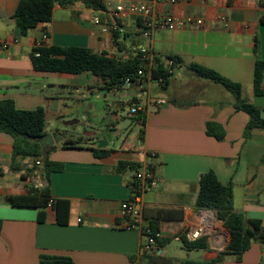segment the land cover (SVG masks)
I'll return each instance as SVG.
<instances>
[{"label": "crops", "instance_id": "crops-1", "mask_svg": "<svg viewBox=\"0 0 264 264\" xmlns=\"http://www.w3.org/2000/svg\"><path fill=\"white\" fill-rule=\"evenodd\" d=\"M19 1L0 0V40L8 42L5 50L0 49V100H11L19 110L42 107L44 132L63 139L53 144L48 155L42 154L49 166L41 160L35 168L53 199L52 206L42 209L39 221L40 209L8 202L9 197L33 190L31 171L21 175L25 157L13 158L11 137L0 133V264H38L41 256L67 257L72 264H147L149 256L171 264L185 259L210 261L229 241L223 227L204 251H186L179 239L189 214L196 210L199 177L208 171L220 183H231L233 210L259 221L264 230V131L253 130L245 138L247 113L235 110L233 96L188 68L197 64L238 83L242 99L264 118V79L262 94L253 92L255 61H264V23H260L264 0L153 3L158 14L201 24L157 30L148 39L141 37L138 19L117 20V31L108 33H102L93 20L112 22L116 4L150 5L149 0H90L100 8L86 6L84 0L56 3L50 20L25 35L12 19ZM44 31L49 35L48 47L84 48L121 60L135 48L145 47L154 58H176L177 67L165 88L145 82L142 89L131 85L111 91L89 72H37L32 67V44ZM118 101L115 110L110 104ZM133 104L140 110L129 117L127 109ZM207 123L219 125L223 138L208 135ZM65 140L74 145L62 148ZM99 140L106 142L100 149L107 152L104 157L91 151L98 149ZM119 162L127 166L118 168ZM131 164L139 168L130 169ZM139 169H149L158 180L155 189L142 194L144 221L154 222L160 233L147 254L140 252L137 231L118 226L119 205L130 198V184ZM173 242L180 244L177 250L169 248ZM219 264H264V243L252 242L239 260L226 255Z\"/></svg>", "mask_w": 264, "mask_h": 264}, {"label": "trees", "instance_id": "trees-1", "mask_svg": "<svg viewBox=\"0 0 264 264\" xmlns=\"http://www.w3.org/2000/svg\"><path fill=\"white\" fill-rule=\"evenodd\" d=\"M69 0H20L13 15L15 28L21 35L40 23H46L51 18L52 8L56 3H66ZM86 6L100 8L96 1L84 0ZM264 23V17L260 18ZM256 48V40H255ZM33 51V50H32ZM31 61L33 70L47 73H71L78 74L89 72L102 81L104 90H118L124 86L125 79L134 81L138 70L145 68V61L140 56H129L126 60L109 57L106 54H95L84 48H60L48 47L34 51L39 53ZM172 58L176 64L177 59ZM189 70L197 77L209 80L221 85L234 98V108L243 111L249 116L243 131V136L248 138L253 130L264 131V118L260 116V110L253 104L241 97V86L221 76L214 70L202 67L197 64H190ZM168 75L164 69V61L155 57L151 68V79L163 78L160 87L165 88L168 84ZM264 79V61L256 59L253 73V92L261 95V84ZM45 127V113L42 107L34 110L16 109L9 99L0 100V133H4L12 139V157L22 156L43 160L45 166H49L46 157L42 155L39 139L43 136ZM206 133L217 140L223 138L222 128L215 123L206 124ZM74 143L64 141L62 148L73 146ZM95 157L107 155L105 150L91 149ZM130 169H138L133 165ZM125 168L127 164L119 162L118 168ZM49 199L46 188L42 191L32 190L25 196L9 197L8 202L15 207H34L40 209L38 220L43 218L42 209L47 205ZM58 208V203L56 209ZM196 209H211L217 214L222 227L229 234V241L216 258L210 261H193L185 259L180 264H219L226 255H234L237 260L242 253L249 249L252 242L264 243V230L260 222L250 220L243 214L235 212L232 208L231 183H220L212 171L200 175L198 180V192L195 199ZM60 222L59 219H57ZM151 227L157 230V226L151 221ZM1 229V222H0ZM183 249L186 251H204L208 249V240L201 238L194 242L187 241L183 236L179 237ZM147 264H171L170 260L162 259L159 256H149ZM38 264H72L71 259L58 256H41Z\"/></svg>", "mask_w": 264, "mask_h": 264}, {"label": "built area", "instance_id": "built-area-1", "mask_svg": "<svg viewBox=\"0 0 264 264\" xmlns=\"http://www.w3.org/2000/svg\"><path fill=\"white\" fill-rule=\"evenodd\" d=\"M150 5L147 3H118L113 7L110 14L112 22L100 21L95 18L93 23L99 26L102 33L117 31V20H126L128 18L138 19L141 23V37L148 39L153 32L157 30H174L185 24H201L200 20H192L190 18L180 19L173 16H167L158 14L153 10V3L167 2L169 4H175L178 0H149ZM8 46V42L0 40V49L5 50ZM49 35L47 32H42L40 37L36 39L32 44V55L38 57L39 53L34 51L40 48H48ZM140 56V59L145 61L146 67L140 69L136 73L134 81L125 79L124 86L135 85L139 89L143 88V84L146 82H153L160 86L163 82V78L157 80L151 79V68L153 65L154 57L145 47L135 48L131 56ZM127 58L123 59L126 60ZM177 64L172 58H166L164 60V69L168 75H172L176 70ZM151 103L157 105L165 104L162 99H150ZM137 105L133 104L128 107L127 115L129 117L137 116L139 113ZM40 159H34L25 157L23 166L24 169L20 172L27 174L30 170L31 174V186L33 190L42 191L45 188V182L41 176L35 171V168L40 166ZM158 186V180L154 173L149 169H139L134 173V179L130 184V198L123 201L119 205L118 217L120 228L126 230L137 231L141 237L140 252L147 254L153 251L160 239V233L158 230H154L148 223L144 221L142 215V194L148 190L155 189ZM53 199L47 200V206H52ZM222 227L221 221L217 219V214L211 209H196L193 213H190L181 231L180 236H183L187 241L194 242L201 238H210L216 234V232Z\"/></svg>", "mask_w": 264, "mask_h": 264}, {"label": "water", "instance_id": "water-1", "mask_svg": "<svg viewBox=\"0 0 264 264\" xmlns=\"http://www.w3.org/2000/svg\"><path fill=\"white\" fill-rule=\"evenodd\" d=\"M116 100H119V96H116ZM115 103H118V104L116 105ZM120 104H121V101H118V102H112L110 105L116 110V109H118V106ZM62 139H63L62 136H58L56 134H49V133L43 134V136L39 139V144L41 146L42 154L48 155L49 149H54L53 144L62 141ZM105 146H106L105 141L99 140L97 142V148L98 149L104 148Z\"/></svg>", "mask_w": 264, "mask_h": 264}, {"label": "rangeland", "instance_id": "rangeland-1", "mask_svg": "<svg viewBox=\"0 0 264 264\" xmlns=\"http://www.w3.org/2000/svg\"><path fill=\"white\" fill-rule=\"evenodd\" d=\"M213 84V83H211ZM213 86H215V88H217L218 91L220 92H224L226 94H229V96H232L228 91H226L221 85H216V84H213ZM121 113H122V117H123V120L126 121L127 118H125V108H123L121 110ZM90 130V129H89ZM89 130H84L83 133H86L87 135H90L91 137L94 136L93 132L92 131H89ZM180 247V244L178 242H173L170 244V247L169 248H172V249H178Z\"/></svg>", "mask_w": 264, "mask_h": 264}]
</instances>
